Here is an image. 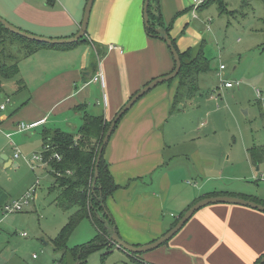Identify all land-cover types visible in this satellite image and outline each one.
<instances>
[{"label": "crops", "instance_id": "obj_1", "mask_svg": "<svg viewBox=\"0 0 264 264\" xmlns=\"http://www.w3.org/2000/svg\"><path fill=\"white\" fill-rule=\"evenodd\" d=\"M86 2L0 0V17L32 35L70 38L79 31ZM144 2L94 0L84 41L69 48L41 47L24 57L21 46L16 45V58L18 53L24 57L21 62L18 59L22 84L18 87V78L8 81L7 86L19 96L12 103L14 114L10 112L1 119L0 131L5 137L19 135L20 122L44 120L36 127H41L40 134L44 129L76 133L85 114L102 115L107 123L112 122L144 85L172 73L174 60L166 44L147 34ZM191 5L192 0H154L148 11L149 24L155 30L168 29L180 54L201 45L197 32L200 25ZM158 14L161 26L150 18ZM110 46L116 48L109 50ZM73 53L77 55L74 68L42 75L44 66H58L59 54L72 59ZM98 67L105 76L104 88L92 81ZM203 73L189 85L194 91L187 93V86L181 90L176 78L175 87L161 83L142 96L121 118L105 147L104 163L117 185L105 200V210L120 239L129 245L145 246L159 239L191 205L206 197L232 195L205 185L206 170L219 175L218 161L203 149L192 147L189 130L185 129L189 127L188 100L197 92ZM4 81L0 80V92ZM25 91L27 96H23ZM176 119L180 122H174ZM0 157L7 158L4 167H17L14 157ZM192 176L198 179L196 184L187 179ZM116 251L134 264H254L264 256V213L240 205H207L161 247L133 255L115 246L109 253Z\"/></svg>", "mask_w": 264, "mask_h": 264}, {"label": "rangeland", "instance_id": "obj_2", "mask_svg": "<svg viewBox=\"0 0 264 264\" xmlns=\"http://www.w3.org/2000/svg\"><path fill=\"white\" fill-rule=\"evenodd\" d=\"M222 1L227 14H220L217 3L196 11L195 21L200 25L197 32L201 43L205 40L204 55L209 59V69L199 76L197 92L188 100L186 121L189 127L185 129L189 130L192 147L203 149L218 161L220 173L216 176V172L206 170L203 179L206 186L263 205L264 160L255 166L247 150L252 145L264 148V102L256 95L259 90L264 99V0ZM2 41L0 38L1 60L17 59L15 49L16 45L22 46L21 42L13 41L17 44L12 43L11 50L9 41ZM20 54L17 56L22 61L24 57ZM59 57L58 66H44L42 75L74 68L75 53L72 59L62 54ZM220 64L225 67L223 71L218 70ZM221 80L237 81L239 86L227 89ZM8 81L12 80L1 83L6 84L0 92V106L5 107L4 112H0V127L2 117L12 111V103H16L19 96L15 89L7 86ZM176 84L177 80L172 79L165 86L173 88ZM194 90L190 86L186 89L187 93ZM27 95V91L23 92V96ZM7 98L12 102H7ZM178 121L180 119L174 122ZM199 124L202 125L199 127ZM198 127L197 131L193 130ZM40 129L21 131L13 138L5 137L0 131V154L11 160L15 158V151L19 153V159L13 160L17 167L0 164V264H61L51 241L74 209L64 212L53 204L57 193L51 188V170L45 161L32 160L45 153ZM194 177L187 179L196 184L198 179ZM34 186L33 199L27 204L24 195ZM16 201H24L20 211L1 214V208ZM95 234L91 221L84 218L70 232L66 240L68 249L84 245ZM87 258L88 264H134L119 251L108 253V248H101Z\"/></svg>", "mask_w": 264, "mask_h": 264}, {"label": "trees", "instance_id": "obj_3", "mask_svg": "<svg viewBox=\"0 0 264 264\" xmlns=\"http://www.w3.org/2000/svg\"><path fill=\"white\" fill-rule=\"evenodd\" d=\"M153 1L154 0L150 1L147 11H149L150 4ZM212 3H217L220 14L228 13L222 0H206L201 4L199 9ZM150 18L156 21L159 26L162 25L159 14ZM149 26L150 28H147V34L156 38L154 26L151 24H149ZM165 31L168 32V29ZM0 38L3 39L2 43L5 42L4 40L9 41L11 50L13 41L17 43L21 42L22 46L20 49L23 50L24 57L32 55L41 47H53L29 41L21 36H16L5 30L1 25ZM84 39L85 36L81 38L79 42L84 41ZM79 42L76 44H79ZM173 44L175 46V41H173ZM69 47L71 46L64 45V47L57 48L66 49ZM204 47L205 40L196 48L188 49L187 52L182 54L178 53L181 59V68L176 78L179 80V87L181 90L185 88V86L188 87L192 85L197 75L207 72L209 69V59L204 55ZM0 51L2 52V50ZM10 57L11 56L8 58ZM2 58L3 54L0 55V80H17L19 77V58L11 62L10 60H7V62L5 59L1 60ZM16 84L19 85L18 87L21 86L22 81L20 78H18ZM178 96L179 94H177V97ZM83 120L82 127L79 128L76 133H64L59 130L44 129L40 134L43 147L45 148L42 159L51 170L50 175L53 182L51 188L57 193L54 202L61 211L69 212V210L74 209L67 223L62 227L54 240L51 241V244L54 246V251L59 253V262L61 264H88L87 257L91 253L101 248H108L109 253L111 248L115 247L113 243L108 241L109 231L107 229L114 227L113 222L110 217H107L103 212L106 198L117 188V185L112 181L108 172V166L104 163L105 148L98 164L97 183L92 189L94 164L98 155V148L111 122L107 123L102 115L90 116L85 114ZM54 155H57L59 159H56ZM248 158L255 166H258L264 160V148L262 146L252 145V147L248 149ZM182 216L183 214L176 222ZM84 218H88L91 221L96 231L95 236L84 245L68 249L66 240L70 232ZM103 256H105V254ZM259 260L260 259L254 264Z\"/></svg>", "mask_w": 264, "mask_h": 264}, {"label": "water", "instance_id": "obj_4", "mask_svg": "<svg viewBox=\"0 0 264 264\" xmlns=\"http://www.w3.org/2000/svg\"><path fill=\"white\" fill-rule=\"evenodd\" d=\"M151 0H145L144 6H143V11H144V26L146 28H150L149 26V13H148V6ZM94 0H87L86 5L84 7V15L82 18V21L79 25V31L72 37L70 38H64V39H52V38H44L41 36H37L35 34H30L27 33L23 30H20L19 28L17 29L16 27L12 26L8 21H6L4 18L0 17V25L3 26V28L10 33L16 35V36H21L29 41H34L40 44H45V45H50V46H64L65 44H76L79 42L81 38H83L86 35L87 32V24L88 20L90 17V10L93 5ZM156 33V36L159 40L163 41L168 50L170 55L173 57L174 60V68L172 70V73H170L167 76L164 77H159L155 80H152L148 84L144 85L140 91L135 93L130 99H128L126 105L120 109L115 116L112 118V122L110 123L105 136L102 140L101 145L98 148V155L95 160V168H94V176H93V183H92V189L95 187V184L97 183V178H98V169H99V161L101 159V156L103 154L104 148L108 144L112 132L115 129L117 123L121 120V118L127 113L129 109H131L136 102L142 98L145 94L150 92L151 90L157 88V85L161 83H166L168 81H171L172 79L176 78L178 74L180 73V68H181V59L180 56L173 44V41L169 38L168 34L166 31H163L161 29H156L154 30ZM7 159V158H6ZM3 157H0V164H3L6 160ZM213 204H229V205H240L244 207H248L251 209H256L262 213H264V206L261 204H258L254 201H249L245 200L241 197H232V196H215V197H206L205 199H202L189 208L184 215L176 222L175 226L170 229L168 232H166L164 235H162L159 239L155 240L152 243L146 244L145 246H135V245H129L123 240L120 239L118 236L116 229L114 227L107 228L109 231V238L108 241L113 243L116 247L120 248L122 251L128 253V254H134V255H139V254H144L147 251H151L154 249H157L161 247V245L165 244L170 240L173 236L177 234L178 231H180L183 227L184 224L191 218V216L200 210L201 208L206 207L207 205H213ZM103 212L106 214L107 217H109L107 211L103 209ZM256 264H264V256L256 263Z\"/></svg>", "mask_w": 264, "mask_h": 264}, {"label": "built area", "instance_id": "obj_5", "mask_svg": "<svg viewBox=\"0 0 264 264\" xmlns=\"http://www.w3.org/2000/svg\"><path fill=\"white\" fill-rule=\"evenodd\" d=\"M206 0H192V5H191V10H192V13L193 14H196V11L197 9L201 6V4H203ZM194 17H196L194 15ZM116 47L115 46H110L109 47V50L110 49H115ZM225 69L224 65H220L219 66V70L220 71H223ZM95 76L93 78V82L94 83H98L101 88H104V85H105V76H104V73H102V71L100 70V67H98L97 71L95 72ZM221 84L227 88V89H233L234 87H237L239 86V82L237 81H234V82H231V81H225V80H221ZM257 95V98L259 100H261L262 102H264V99L261 98V93L258 91L256 93ZM102 101H103V104L105 106H107L106 104V95L103 94L102 96ZM7 102H9V99H7ZM5 109V107L3 106H0V112H3ZM43 123H45L44 120H38V121H35V123H29V124H25V123H20L18 125V131L21 132V131H29V130H32V129H35L37 126H40L42 125ZM19 157V153H16L15 154V158H18ZM54 157L56 159H59V157L57 155H54ZM34 161H40V160H43L42 159V156H36V157H33L32 158ZM36 191V187H32L25 195H24V198H25V203L28 204V202L33 199L32 196L33 194L35 193ZM21 203H24V201H16V202H13L11 205H7L6 207H4L3 209V213L4 214H7L9 212H14V211H20L21 210Z\"/></svg>", "mask_w": 264, "mask_h": 264}]
</instances>
